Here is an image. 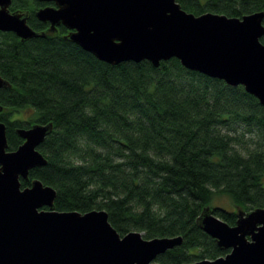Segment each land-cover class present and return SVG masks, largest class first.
Returning a JSON list of instances; mask_svg holds the SVG:
<instances>
[{
	"label": "trees",
	"instance_id": "trees-1",
	"mask_svg": "<svg viewBox=\"0 0 264 264\" xmlns=\"http://www.w3.org/2000/svg\"><path fill=\"white\" fill-rule=\"evenodd\" d=\"M176 1L195 15L264 13V0ZM43 4L9 5L43 35L22 41L0 31V75L10 84L0 88L7 149L22 143L16 128L52 123L37 147L46 164L30 169L21 187L32 179L51 186L57 211L103 209L120 236H181L154 263L225 255L196 219L210 206L235 223L233 210L212 204L217 196L243 211L264 207V105L241 85L188 70L174 57L157 67L100 61L66 39L63 25L51 31L38 20Z\"/></svg>",
	"mask_w": 264,
	"mask_h": 264
},
{
	"label": "water",
	"instance_id": "water-1",
	"mask_svg": "<svg viewBox=\"0 0 264 264\" xmlns=\"http://www.w3.org/2000/svg\"><path fill=\"white\" fill-rule=\"evenodd\" d=\"M36 1L53 3L35 11L38 20L51 31L63 25L66 39L100 61L147 60L157 67L174 57L188 70L241 85L264 105L263 11L230 17L195 15L176 0ZM10 3L0 0V31L22 41L43 35ZM9 86L0 75V88ZM51 130L50 122L16 128L22 143L8 150L0 122V264H158L157 255L181 243V236L145 239L139 231L120 236L103 209L57 211L51 186L32 179L21 187L30 169L46 164L37 147ZM196 222L228 252L186 264H264V207L238 210L229 225L205 206Z\"/></svg>",
	"mask_w": 264,
	"mask_h": 264
},
{
	"label": "rangeland",
	"instance_id": "rangeland-1",
	"mask_svg": "<svg viewBox=\"0 0 264 264\" xmlns=\"http://www.w3.org/2000/svg\"><path fill=\"white\" fill-rule=\"evenodd\" d=\"M255 136V135H254ZM250 137V134H245L244 138ZM255 140V137L253 138ZM250 142V141H249ZM213 205H222L227 209L233 210L235 213L240 210V207H236L231 203V201L226 196H217L212 201ZM210 207V206H209Z\"/></svg>",
	"mask_w": 264,
	"mask_h": 264
},
{
	"label": "flooded vegetation",
	"instance_id": "flooded-vegetation-1",
	"mask_svg": "<svg viewBox=\"0 0 264 264\" xmlns=\"http://www.w3.org/2000/svg\"><path fill=\"white\" fill-rule=\"evenodd\" d=\"M44 3V2H43ZM53 3H45V4H43L42 6H39L38 8H40V7H43V6H45V5H52ZM48 26H49V23L48 22H45Z\"/></svg>",
	"mask_w": 264,
	"mask_h": 264
}]
</instances>
